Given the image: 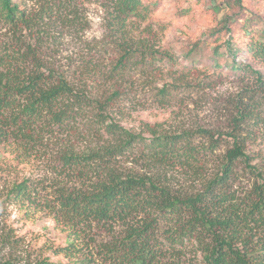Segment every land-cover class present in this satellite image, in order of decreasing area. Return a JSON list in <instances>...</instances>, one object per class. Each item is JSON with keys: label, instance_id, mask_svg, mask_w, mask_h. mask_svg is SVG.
<instances>
[{"label": "trees", "instance_id": "trees-1", "mask_svg": "<svg viewBox=\"0 0 264 264\" xmlns=\"http://www.w3.org/2000/svg\"><path fill=\"white\" fill-rule=\"evenodd\" d=\"M105 1L121 28L146 23L153 12L142 0ZM70 3L62 0L56 7L65 9L63 5ZM0 22L16 39L17 32L29 36L35 25L26 15L22 0H0ZM71 22L62 24L70 26ZM227 23L222 29L230 33ZM245 29L249 34L245 49L253 59H264V30ZM18 40L15 43L20 44L22 40ZM224 44L230 45V37ZM220 46L212 52L216 69L221 68ZM119 47L116 64L106 71L95 65L94 70L78 73L38 62L35 57H31V63L29 46L24 52L12 49L8 55H0V145L8 139L33 140L44 130L52 133L55 127L66 129L90 112H95L91 122L97 128L90 146L81 151L67 149L60 155L61 172L76 184L59 185L54 188V199L40 200L31 183L22 180L12 184L5 201L29 216L43 212L50 217L55 228L65 234L66 242L63 247H55L53 254L73 258V264H88L79 252L84 239L96 242L87 234L93 229L103 230L110 237L109 242L98 245L97 251L108 264H187L184 262L189 253V264H264V157L255 158L249 151L257 143L264 146V131L255 136L250 101L244 102V98L253 99L256 94L264 99L260 73L236 63L234 52H226L229 72L236 76L250 73L256 84L251 89L245 87V95L226 111V127H200L175 134L152 130L145 137L114 121L108 116V108L119 97L124 71L134 58H139L137 64L151 66L175 63L167 53L140 41L135 45V40L124 39ZM182 70L184 79L190 70L188 66ZM90 77L97 78L98 85L108 93L93 96L95 87ZM172 87L167 84L158 91L161 100L168 97ZM195 138L203 142L196 145ZM224 143L227 147L218 163L207 169L208 157ZM130 152L139 153L138 160L145 163L143 173L123 169L122 158ZM238 165H242L241 174L247 178L248 185L243 187H238L242 182L236 171ZM173 169L195 174L200 189H173L166 178ZM115 226L125 228L121 235H115ZM6 244V239L0 240V264H28L4 260ZM35 264L56 263L43 258Z\"/></svg>", "mask_w": 264, "mask_h": 264}, {"label": "rangeland", "instance_id": "rangeland-1", "mask_svg": "<svg viewBox=\"0 0 264 264\" xmlns=\"http://www.w3.org/2000/svg\"><path fill=\"white\" fill-rule=\"evenodd\" d=\"M60 1L22 0L26 15L35 25L29 36H19L17 32L18 39L22 40L19 44L15 43L18 39L10 28L0 22V55H8L12 49L24 52L29 46L31 56L28 61L31 63V57H35L38 62L78 73L94 70L95 65L106 71L116 64L119 45L124 39L135 40V45L140 41L167 53L175 65L167 61L152 66L137 64L139 58H134L135 62L124 71L118 87L119 97L108 108V116L133 133L148 137V131L152 130L175 134L200 127L224 129L229 114L226 111L245 95V87L256 86L252 74L236 76L229 72L225 64L226 52H234L236 63L251 67L264 81V59H253L245 49L249 35L245 27L257 32L264 30V0H142L152 8L150 20L123 28L115 24L105 0H71L70 4L63 5L65 9H58L56 6ZM62 21H72V24L64 26ZM225 23L230 33L222 29ZM157 26H164V31L158 30ZM229 37L228 46L224 42ZM219 45L221 68L216 69L212 52ZM195 47L196 50H191ZM136 48L142 50L138 45ZM187 66L190 71L181 79L185 72L182 67ZM90 81L95 87L93 96L108 93L102 84L98 85L97 78L90 77ZM167 84L175 88L172 87L168 97L161 100L158 91ZM245 101H250L251 118L254 117L251 125L257 136L264 131V99L256 94L253 99L244 98ZM94 113L71 122L66 129L55 127L52 133L44 130L33 140L13 142L8 139L0 145V240H7L2 253L4 260L28 264L43 258L56 264H73L75 261L53 254L55 247H63L66 242L65 234L55 228L50 217L43 212L32 216L24 214L17 205L5 201V194L12 184L28 180L40 200H50L54 199L55 187L76 184L61 172L59 158L67 149L81 151L91 145L97 130L91 122ZM202 142L200 138L194 139L196 145ZM226 147L224 143L214 156L208 157L207 169H213ZM249 151L255 158L264 157L263 144L252 145ZM138 154L130 152L122 158L123 169L143 173L145 163L138 160ZM241 169L242 165L236 167L239 180H242L238 187L248 185ZM166 178L177 191L200 189L195 174L186 169L168 171ZM124 229L115 226V235H121ZM87 234L96 242L84 239L79 255L87 258L88 264H108L97 251L98 245L109 242L110 237L100 229ZM191 257V253L187 254L184 263L189 264Z\"/></svg>", "mask_w": 264, "mask_h": 264}]
</instances>
